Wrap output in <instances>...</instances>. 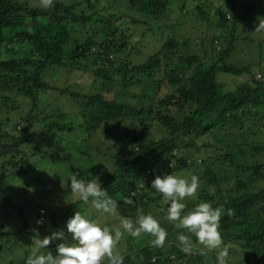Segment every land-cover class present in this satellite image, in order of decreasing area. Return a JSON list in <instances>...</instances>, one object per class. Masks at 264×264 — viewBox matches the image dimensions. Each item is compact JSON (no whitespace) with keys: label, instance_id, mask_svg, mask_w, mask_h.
Segmentation results:
<instances>
[{"label":"trees","instance_id":"trees-1","mask_svg":"<svg viewBox=\"0 0 264 264\" xmlns=\"http://www.w3.org/2000/svg\"><path fill=\"white\" fill-rule=\"evenodd\" d=\"M126 1L146 17L161 18L168 16L177 0ZM238 2L228 0L229 7L222 5L215 11L223 31L210 37L212 55L204 50L191 52L190 40L169 36L159 50L143 62L134 64L126 59L118 63L108 57L102 67L107 51L122 57L130 45L127 32L116 25V21L112 22L114 15L111 18L98 12L79 14L76 12L79 4H66L61 0H55L54 7L48 10L31 5L29 0H0V115L21 111L25 100L37 102L39 93L50 87L44 78L50 67H74L73 62L77 64L94 54L92 47L98 43L93 38L70 47L72 35L67 28L70 22L85 25L102 22L110 27L111 39L101 43L99 52L103 53L98 56L101 62L93 60L98 66L95 69L93 66V70L100 78L120 80L126 86L124 92L107 101L103 93L91 96L67 88L54 89L63 94L62 98L81 101L80 126L89 136L101 131L105 151L115 162L114 170L101 186L117 202L118 213L135 219L138 213H151L155 206L165 207L161 204L162 196L150 189L155 176L195 171L193 175L199 178L200 189L186 209L200 201L231 209L233 215H224L220 222L224 241L231 249L230 264H264V162L251 158L253 162L249 163L243 158L248 154L245 146L256 157H264V80L251 78L230 91L219 80L221 73L252 74L250 66L235 61L239 27L246 20L264 16V0L261 9L250 4L243 12L236 7ZM197 10L199 17L209 23L205 6L198 5ZM183 12L189 11L183 9ZM129 19L133 24L146 23V20ZM220 37H225L227 45L217 51L216 40L221 41ZM205 43L202 39L201 44L206 47ZM259 45L264 48V40ZM9 53L13 56L5 58ZM82 67L90 68L87 63ZM143 80L151 82L153 89L136 95L134 102L124 101L126 94L127 99L129 97L127 86ZM147 101L151 104L145 107ZM22 118L28 123L19 121L14 127L16 133H9L5 125L10 117L6 120L0 117V164L6 163L10 146L16 147V151L20 145L35 143L34 135L38 131H47L50 146H53L57 139L63 142L61 132L75 128L72 122L66 121L63 112L53 116L52 121L45 119L43 129L33 127L36 120L33 121L32 112ZM152 128L156 132L154 136L149 134ZM232 137L234 144L225 146L226 138ZM238 139L242 140L236 142ZM188 150L208 152L200 155L205 158L201 173L197 170L201 168L198 157L195 152L186 156ZM209 151L220 153L222 158H212ZM170 162L171 167L167 166ZM230 166L233 174L227 172ZM7 167L0 172V202L12 210L9 214L15 219L12 220V216L6 219L13 229L0 231V251L5 247L4 238L18 237L22 241L25 233L34 237L39 233V237L49 229L60 228V223L66 224L69 214L82 202L75 201L64 214L50 212L49 207L40 205L26 212L2 184V179L12 172ZM35 190L39 192L40 188L35 187ZM132 191H136L135 197H131ZM129 198L134 200L133 204L126 203ZM7 214L0 211V217L5 218ZM42 217L44 223L37 225ZM32 223L37 225L38 232H32ZM166 244L162 248L150 244L137 247L133 253L124 255V264H176L180 261L182 264H215L214 253L187 255L176 244Z\"/></svg>","mask_w":264,"mask_h":264},{"label":"rangeland","instance_id":"rangeland-1","mask_svg":"<svg viewBox=\"0 0 264 264\" xmlns=\"http://www.w3.org/2000/svg\"><path fill=\"white\" fill-rule=\"evenodd\" d=\"M61 1L71 5L74 3L79 4L76 9V12L79 14L98 12L105 16H111V18L112 15H114L112 22L116 21L115 24L120 26L129 35L130 45L125 48L126 51L122 54V57H119L118 54L112 55L107 51L102 58V67L108 57L118 63L126 59L134 64L143 62L148 56L157 52L169 36L176 37V39L181 41L190 40V44L192 45V47H190L191 52L202 53L204 50V52H207L206 54L212 55L213 49L209 45L210 37L223 31L218 25V18L217 15H215V11L222 5L230 6L228 0H177L172 4V10L168 16L162 15L161 18H157L154 16H144L139 9L129 5L126 0ZM29 2L31 5H38V0H29ZM250 4H254L258 9L263 7L262 0H239L236 7L239 11L241 10L243 12ZM198 5L205 6L210 16L209 23L199 17V12L197 10ZM183 9L189 12L184 13ZM124 15L129 17L125 18ZM129 18L146 20V23L133 24ZM262 19H264V16L259 18L254 17L240 24V38L235 61L250 66L252 68V74L233 75L221 73L219 75V80L226 85V90L228 91L234 90L238 84L250 80L251 78L264 80V48H261L259 45L260 41L264 40V33L255 32L258 23ZM231 26L230 24L229 29ZM67 28L72 35L71 48H75L79 44L88 42L87 40L89 38H93L95 42L98 43L97 46L92 47V53L94 54L77 62V64L73 62L74 67L77 66L79 67L78 69H74V67L66 68L67 65L66 67H50L44 75L45 80L50 83V87L45 92L39 93L37 102H32L29 99L25 100V103H22L21 111L8 113L7 116L4 114L0 115L3 120L10 117V122L5 125V130L9 133H16L14 127L19 121L22 120L21 122L24 124L28 123L22 117L25 118L30 112H32L33 121L36 120L32 123L33 127L35 126L39 129H43L41 127L45 119L52 121L54 120L53 116L62 112L66 115V121L72 122L75 126L71 131L61 132L60 135H63V142L60 143L58 142L59 139H57L53 146H50V140L48 139L50 135L48 137V132L44 130L35 133V143L30 146L27 144L20 145V149H16V151V147L10 146L6 163L2 162L0 164V172L6 168L7 165H9L7 169L12 172H9L7 177L2 179V184L3 186L5 185L4 188L6 191L13 196L15 201L21 205L26 212H29L32 206L40 205L39 207H49L50 212L64 214L75 201H79L75 200L71 203L73 201V194L70 189V181H67V178L73 172L78 173L86 179H90L92 176H98L103 183L106 177L115 168L114 158L112 155L106 153L103 146L102 136L100 135L101 131L92 133L91 136H89L87 131L80 126L82 124V117L79 114V112H81V101L62 98L63 94H61L60 91L55 92L54 89L58 88L61 90L67 88L91 96L103 93L107 101H111L115 96H119L124 92L123 90L126 86H124L120 80L109 81L105 78H100L97 72L93 70V66H95L94 69L96 67L98 68L97 65L93 64V60L101 62L98 57L100 53H103L99 52L101 48L100 45L111 39L109 34L111 29L102 22L93 25L70 22ZM202 39H205L206 47L201 44ZM219 40L223 41V44H221V41H219V44H216L217 51L222 50L221 48L227 45L225 37H220ZM12 56L13 55L9 53L5 55V58H10ZM85 63L90 67L88 70L82 67ZM152 86L154 85L151 82L145 80L141 83L139 82L127 86L129 89V97L127 99L126 94L124 101L129 100L134 102L136 100V95L138 96V94H142L148 89L152 90ZM150 104V101H147L145 107ZM150 130L149 134L154 136L156 134L154 128ZM149 134L147 133V135ZM241 140L242 139H238L236 142ZM234 142L235 139L233 137L226 138L224 145H232ZM244 149L248 152V154L243 156V158H246L245 161L251 163L253 162L251 158H256L264 162L263 156L256 157L251 154L246 146ZM194 152L195 150H188L185 154L190 157ZM209 152L212 158H222L220 153L215 154L213 151ZM202 154L207 155L208 152L204 150L195 152V156L198 157L196 158L197 162L201 165V168L197 169L198 172H202L204 169L203 163L205 158L200 156ZM167 166L171 167L173 164L170 162ZM226 169L228 174L234 173L231 166ZM193 172L195 171L185 170L179 175L190 177L194 174ZM35 187L40 188V191H34ZM156 195L160 196L157 193ZM65 200L70 202L65 203ZM189 201L190 200L185 201L186 207ZM161 204L165 207L156 208L155 206L151 214L168 232L166 245H177L174 236L180 231L186 233V230L176 228L173 223L165 218L167 205L164 203L163 199ZM1 206L3 208H1ZM188 210H190V208H188ZM188 210L185 209V211ZM0 211L4 212V214L8 213L7 217H0V231L8 232L13 229V226H11L12 223L10 220L7 221L6 219H11L12 216L13 220L15 217L9 214L12 210L6 206L4 207L1 202ZM76 211H80L81 214L109 228L118 227L120 218L122 217L118 213L117 208L111 213H102L98 211L91 202L88 204L81 202L80 205L69 214V218L73 216ZM17 215L16 217L19 216ZM37 225H35V223L31 224L32 232H38ZM59 230H63L65 236L68 238L69 242H71V234L67 232L66 224L61 223L60 228L49 229L44 233H40L38 238L43 239L45 236H50L53 232ZM32 235L25 233L22 241H20L18 237L4 238L2 245L5 247L0 251V264H27L31 250L36 247L35 241L37 238ZM152 239L153 238L148 234H142L140 237L133 238L125 233L117 244V251L123 256L129 252L133 253L137 247L149 245ZM61 242L60 239H55L46 246V249H41V252L46 254L56 249V246ZM47 249H49V251H47ZM26 250H28V254H25ZM176 264H182V261Z\"/></svg>","mask_w":264,"mask_h":264},{"label":"clouds","instance_id":"clouds-1","mask_svg":"<svg viewBox=\"0 0 264 264\" xmlns=\"http://www.w3.org/2000/svg\"><path fill=\"white\" fill-rule=\"evenodd\" d=\"M54 5L55 0H38V6L44 10L51 9ZM255 32L264 33V19L258 23ZM219 43L216 41V44ZM67 181H70L73 194L71 203L75 200L84 204L91 202L102 213H111L116 208L117 202L101 186L102 182L98 176L86 179L73 172ZM150 189L161 195L167 205L165 218L176 228L186 230V233L180 231L176 235L177 246L181 252L200 256L214 252L215 264H230L231 249L224 241L220 222L224 215L231 217L233 211L226 210L223 205L214 207L212 203L205 201H200L185 211V201L194 200L200 189V181L196 175H156ZM130 195L135 197L136 191H132ZM69 202L65 200V203ZM126 203L133 204L134 200L129 198ZM36 223L43 224L44 220L38 219ZM66 228L71 234V242L63 230L55 231L43 239H39L37 233L36 247L31 250L27 264H124V256L117 251V244L125 233L133 238L148 234L153 238L150 246L155 248L164 247L168 238L166 229L151 213H138L135 219L121 217L118 227L109 228L76 211L67 220ZM55 239L62 242L56 246L54 253L41 252V249H46Z\"/></svg>","mask_w":264,"mask_h":264},{"label":"built area","instance_id":"built-area-1","mask_svg":"<svg viewBox=\"0 0 264 264\" xmlns=\"http://www.w3.org/2000/svg\"><path fill=\"white\" fill-rule=\"evenodd\" d=\"M42 212H44V211H42ZM42 219H43V217H42ZM44 220V219H43Z\"/></svg>","mask_w":264,"mask_h":264}]
</instances>
